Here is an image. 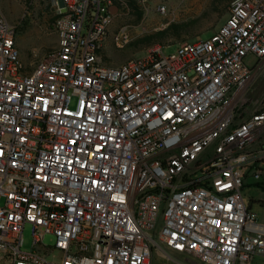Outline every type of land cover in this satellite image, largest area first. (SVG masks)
Returning <instances> with one entry per match:
<instances>
[{"label": "built area", "instance_id": "obj_1", "mask_svg": "<svg viewBox=\"0 0 264 264\" xmlns=\"http://www.w3.org/2000/svg\"><path fill=\"white\" fill-rule=\"evenodd\" d=\"M49 2L57 45L29 69L0 12V264H264L243 194L264 191V98L239 106L264 62V0L116 67L101 55L112 0Z\"/></svg>", "mask_w": 264, "mask_h": 264}, {"label": "rangeland", "instance_id": "obj_2", "mask_svg": "<svg viewBox=\"0 0 264 264\" xmlns=\"http://www.w3.org/2000/svg\"><path fill=\"white\" fill-rule=\"evenodd\" d=\"M129 5L134 2V7L125 9L115 7L114 19L109 27L108 38L102 48L101 55L108 66H119L131 58H141L146 51L154 45L165 47L166 54L173 51L177 44L196 38H208L217 31L228 15L227 9L221 13L225 0H150L141 5L137 0H119ZM160 7H164L162 12ZM0 12L6 20L16 26V46L24 65L29 69L33 67L45 54L55 48L57 37L53 30L54 11L49 0H0ZM171 24H184L180 39L150 38L152 44L145 45L139 40L151 37ZM127 26L130 30L131 40L122 49L114 47L111 37L120 27ZM253 65V64H252ZM254 78L239 100V106L257 105L264 98V62L253 68ZM250 183V180H248ZM243 194L246 199H264V191L256 190L253 186H245ZM251 205L254 212L261 209L258 202ZM258 215L261 220L264 212ZM22 250H32L31 227L25 225L22 233ZM43 243L53 246L54 237L46 235ZM174 261L191 264V259L180 254H170ZM261 256L254 255L253 264H261ZM174 261L155 257L152 264H177Z\"/></svg>", "mask_w": 264, "mask_h": 264}, {"label": "trees", "instance_id": "obj_3", "mask_svg": "<svg viewBox=\"0 0 264 264\" xmlns=\"http://www.w3.org/2000/svg\"><path fill=\"white\" fill-rule=\"evenodd\" d=\"M229 1L230 0H225V3L221 9V13L224 12V10L227 9V6L229 4ZM114 6H116V8H120V9H125L127 6L129 7H134V2L133 1H129V5H126V3L123 1H119V0H112ZM55 18V17H54ZM185 25L184 24H171L169 25L168 27H166L165 29H163L162 31L156 33L154 36H151V37H143L141 38L139 41L140 42H144L145 45H150L152 44L153 40L151 41L150 38H166V37H169V38H172L174 41H177L180 39V36L182 34V31L183 29H185ZM17 31V28L15 29ZM253 202V200H250V203ZM248 209H249V206H248Z\"/></svg>", "mask_w": 264, "mask_h": 264}, {"label": "crops", "instance_id": "obj_4", "mask_svg": "<svg viewBox=\"0 0 264 264\" xmlns=\"http://www.w3.org/2000/svg\"><path fill=\"white\" fill-rule=\"evenodd\" d=\"M112 9H114L115 10V7L114 6H112ZM256 189V188H255ZM256 190H258V189H256ZM250 200H253V202H258V206L261 208V209H259L257 212H254V208H253V206L251 205V203H253V202H251L250 203ZM250 200H248V203H249V210L252 212V213H262V212H264V199H261V198H259V199H250ZM255 217H256V219H255V221L254 222H252V223H249L248 225H247V229H248V231L251 233V234H253V235H256V236H264V216H262V218H261V220H259L257 217H258V215H256L255 214Z\"/></svg>", "mask_w": 264, "mask_h": 264}]
</instances>
